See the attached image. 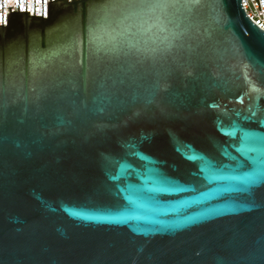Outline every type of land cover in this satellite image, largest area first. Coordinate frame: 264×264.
<instances>
[{
  "label": "water",
  "instance_id": "water-1",
  "mask_svg": "<svg viewBox=\"0 0 264 264\" xmlns=\"http://www.w3.org/2000/svg\"><path fill=\"white\" fill-rule=\"evenodd\" d=\"M155 2L0 25V264H264V29Z\"/></svg>",
  "mask_w": 264,
  "mask_h": 264
},
{
  "label": "built area",
  "instance_id": "built-area-1",
  "mask_svg": "<svg viewBox=\"0 0 264 264\" xmlns=\"http://www.w3.org/2000/svg\"><path fill=\"white\" fill-rule=\"evenodd\" d=\"M49 1L53 0H43L42 9V0H27V11H30V15L48 17ZM243 6L255 24L264 29V0H243ZM18 11H26V0H3V15L0 0V25L6 26L8 15Z\"/></svg>",
  "mask_w": 264,
  "mask_h": 264
},
{
  "label": "snow or ice",
  "instance_id": "snow-or-ice-1",
  "mask_svg": "<svg viewBox=\"0 0 264 264\" xmlns=\"http://www.w3.org/2000/svg\"><path fill=\"white\" fill-rule=\"evenodd\" d=\"M201 2V0H156L155 3L148 5L151 8H157V7H161V8H166L169 5H176V4H183L184 6L189 7V9H194L196 6L199 5V3ZM95 37L92 36L91 37V41L94 42ZM171 47V45H170Z\"/></svg>",
  "mask_w": 264,
  "mask_h": 264
}]
</instances>
